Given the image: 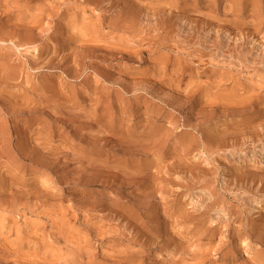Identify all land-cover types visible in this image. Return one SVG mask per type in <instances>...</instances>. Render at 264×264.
I'll return each mask as SVG.
<instances>
[{"label": "rangeland", "instance_id": "rangeland-1", "mask_svg": "<svg viewBox=\"0 0 264 264\" xmlns=\"http://www.w3.org/2000/svg\"><path fill=\"white\" fill-rule=\"evenodd\" d=\"M0 264H264V0H0Z\"/></svg>", "mask_w": 264, "mask_h": 264}]
</instances>
